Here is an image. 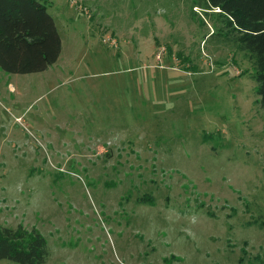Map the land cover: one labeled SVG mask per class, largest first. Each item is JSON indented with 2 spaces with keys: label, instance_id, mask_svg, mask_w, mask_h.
<instances>
[{
  "label": "rangeland",
  "instance_id": "374dc122",
  "mask_svg": "<svg viewBox=\"0 0 264 264\" xmlns=\"http://www.w3.org/2000/svg\"><path fill=\"white\" fill-rule=\"evenodd\" d=\"M44 2L58 62L0 69V225L37 229L44 264H264L246 56L190 0Z\"/></svg>",
  "mask_w": 264,
  "mask_h": 264
},
{
  "label": "trees",
  "instance_id": "16d2710c",
  "mask_svg": "<svg viewBox=\"0 0 264 264\" xmlns=\"http://www.w3.org/2000/svg\"><path fill=\"white\" fill-rule=\"evenodd\" d=\"M190 1L193 17L203 26L212 22L214 31L209 35L218 37L216 46L246 56L264 110V0ZM195 9H200V16ZM61 52V36L44 0H0L1 70L16 75L45 72L58 62ZM148 200L142 198L144 203ZM48 257V242L37 229L0 225V261L44 264Z\"/></svg>",
  "mask_w": 264,
  "mask_h": 264
}]
</instances>
